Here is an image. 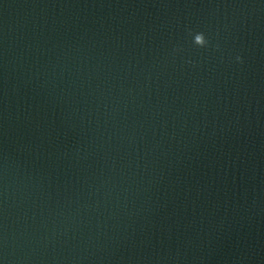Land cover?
Here are the masks:
<instances>
[{
  "label": "water",
  "instance_id": "95a60500",
  "mask_svg": "<svg viewBox=\"0 0 264 264\" xmlns=\"http://www.w3.org/2000/svg\"><path fill=\"white\" fill-rule=\"evenodd\" d=\"M0 264H264V0H0Z\"/></svg>",
  "mask_w": 264,
  "mask_h": 264
}]
</instances>
